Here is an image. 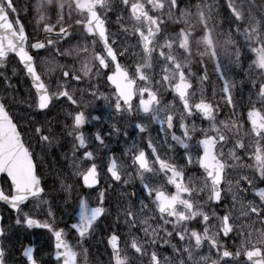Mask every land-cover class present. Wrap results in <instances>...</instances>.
<instances>
[{
    "label": "snow or ice",
    "instance_id": "6c2138e0",
    "mask_svg": "<svg viewBox=\"0 0 264 264\" xmlns=\"http://www.w3.org/2000/svg\"><path fill=\"white\" fill-rule=\"evenodd\" d=\"M183 3L184 0H36L34 5H23L25 15L35 12L37 35L29 46L16 0H0V68H6L9 54H13L35 89L28 104L31 118L25 130L11 112L15 97L11 101L0 98V202L16 213L17 226L46 229L52 234L57 264H79L80 252L66 239L68 233L75 234L82 246L111 215L105 206L108 189L98 188L101 171L95 148L83 131L89 115L80 110L87 90L94 88L93 79L99 83L105 77L113 94L105 96L98 87L90 94L107 101L113 117L139 121L133 128L140 134L149 130L146 121L156 122L165 137L173 132L171 140L175 142L166 138L156 141L149 136L150 153L137 149L135 143L128 149L126 155L130 154V167L135 170L131 177L139 180V190L127 191L129 181L123 180L115 155L107 162L105 175L114 182L109 186L124 184V202L118 201L115 209V228L119 229L122 218L130 238L122 249L119 231L109 226V264H135L144 257L148 264H264V187L255 183L258 179L264 184V14L256 10L254 0H228V14L218 22L220 11L211 0L195 4L188 0L182 8ZM112 16L116 18V32L109 29ZM225 23L227 32L223 31ZM73 41L77 43L73 45ZM52 49L65 62L55 58L46 62L50 79L45 81L38 71L36 56L41 50ZM225 58L230 69L240 68L251 81L247 102L242 94L239 98L233 94L236 85L225 73ZM207 60L214 62L218 79L223 81L216 103L203 91L198 102L193 100V81L198 76L193 67L199 64L206 68ZM0 76L12 88L7 74ZM208 79L205 72L199 82L204 85ZM78 93L80 100L76 98ZM165 93L173 95L175 108L165 103ZM215 95L213 92V98ZM62 100L75 106L65 117L63 128L59 120L55 125L50 119L38 120L40 116L47 117L54 103ZM221 101L231 109L223 120L218 116L223 112ZM197 117L207 121L209 127L197 130ZM90 119L100 121L101 115ZM177 121L182 137L174 132ZM65 131L73 137V174L82 180L83 188L98 191L95 206L87 194L73 202L68 232L55 226L53 200L45 198L49 193L32 147L35 140L45 152L60 143ZM120 131L115 123L107 136L118 137ZM124 135L129 134L125 131ZM197 136L201 138L192 145L190 142ZM91 139L95 145L107 146L102 131ZM165 144L169 150H175L178 144L185 150L184 159L176 163L162 158L160 150ZM245 154L248 162L242 163ZM246 169L252 170V175ZM57 182L67 193V204L74 186L62 174L53 181ZM248 188L255 189L251 199L246 196ZM226 194H231L230 205ZM45 206L46 216L51 219L42 221L38 217L45 214ZM7 239L8 233L0 224V264H8L11 255L2 242ZM205 244L209 247L207 255L202 253ZM169 247L171 254L165 255ZM21 257L18 264H38L33 247L24 248Z\"/></svg>",
    "mask_w": 264,
    "mask_h": 264
},
{
    "label": "flooded vegetation",
    "instance_id": "af4514ba",
    "mask_svg": "<svg viewBox=\"0 0 264 264\" xmlns=\"http://www.w3.org/2000/svg\"><path fill=\"white\" fill-rule=\"evenodd\" d=\"M27 0H16V5L17 7L20 9V20L21 22L24 24L26 32L30 38V42L29 45L31 44V42L34 41L37 33L35 31L36 25H35V12L33 11L31 14L29 15H25L24 14V8L23 5L31 3V4H35L36 0H28V3H26ZM227 3L228 0H225V6L222 7L221 11H220V17L217 19L219 22V19L223 16H226L227 13ZM254 3L258 6L257 7V11L259 10L260 6L262 5V0H254ZM261 4V5H260ZM247 11V7L245 9ZM13 21H15L16 16L13 14L12 16ZM53 23H55V18H53ZM116 22V18L115 16H112L109 20V29L111 32H116L118 30V26L115 24ZM224 32L228 31V27L227 24L225 23L224 25ZM40 36H43L44 33L43 31H40L39 33ZM77 43V41H73V45H75ZM80 43H83V41H80ZM89 43H91V41H89ZM65 47H67V45H65ZM102 47V45H101ZM34 56L36 55L35 53L33 54ZM57 59L59 60L60 63L65 62L63 59H60L58 57L55 56V50H49V51H44L41 50L40 54L38 56H36V64L37 67L40 71L42 72H48L47 71V64L46 62L53 60V59ZM244 64V68H247V64L248 61L245 59L243 61ZM78 66V65H77ZM201 67H203L205 70L209 69V61L207 60V67L205 68L203 65H199L196 64L193 67V71L194 72H198L199 76L197 77L199 79L200 76H203L201 71L199 70ZM157 71H159V69H157ZM243 71V70H242ZM206 72V71H205ZM204 72V73H205ZM207 73V72H206ZM208 75V73H207ZM241 87L243 89H248L250 87L249 81L245 80V79H241ZM94 88L93 89H88L87 92L88 94L85 95L84 97V101L81 103L80 106V110H83L85 112L86 115H89V123H87L83 129L86 138H90L88 140L89 144H92L93 147L95 148V158H96V162L100 167V171H101V179H100V184L98 186L99 189H104L107 188V203L106 206L110 204V202H120L122 201V197H119V193H122L121 189L124 188V184L123 182H121L119 185H115L114 187H110L109 185H114V182H112L110 180L109 177H107L105 175L106 172V164L108 161H110L111 157L113 155L116 156L118 163L121 166V163L123 161V156L124 153L128 152V149L132 147V145L135 143L137 149H145L148 153H150V149L147 148V140L149 138V136L152 137L153 140L156 141H163L165 140V138L172 144H175L174 141L171 140L172 134L173 132L169 131L167 133V136L165 137V134L163 132H161L160 130V125L156 122H151V121H146L147 126H148V132L140 134L138 133L134 128H133V124L136 122H139L137 120L134 119H124V120H120L116 117H113L112 114L110 113V110L107 107V101H105L104 99H95L91 96V91L94 90L96 87L99 88V93H103L105 96H111L113 94V89L111 85H108L106 83V77L101 79L99 81V83H97V81L95 79H93L92 81ZM194 83V81H193ZM209 83V79L208 81L205 82L204 84V88H202L203 90H205L206 92L203 94L212 100L213 103H216L217 100H219L220 98L218 97V95L216 94L215 97L213 98V94L211 93V87L210 85H208ZM87 82H85V85H81L82 88L86 87ZM75 86V85H74ZM196 89L195 83H194V90ZM98 93V94H99ZM201 94L202 91H194V95L193 96V100L198 102L199 99L201 98ZM77 100H80V95L79 93L77 94ZM165 103L169 104L170 106H173L175 108V105L172 104L173 102V95L172 94H168L165 93L164 97H163ZM136 104H138V99L136 100ZM176 105H178V99L176 101ZM55 107V106H54ZM57 107V106H56ZM75 106L73 105H69V103L67 102L65 105L60 104V106L58 108H56L57 110V120H59V122L61 123L63 120L65 121V117L67 116L68 112L74 108ZM182 107V106H179ZM220 108L223 109L222 113H218L219 119L223 120L229 117V114L231 112L230 108L225 107V105L223 104V102L221 101L220 103ZM65 113V115H64ZM95 115H101V120L100 121H92L90 119L91 116H95ZM68 123H71V121H68ZM118 123L119 127H120V135L117 137L116 135H112L111 137L107 136V133L111 130V127L113 124ZM189 126L191 127L192 121L189 120L188 121ZM195 124L197 127V130H199L201 127L203 128H208L209 127V123L207 121H202L199 117H197L195 119ZM167 127V125H165V128ZM97 131H102L105 134V138H106V144L107 146H98L95 145L94 139V134ZM127 131L128 132V136L125 137L124 132ZM175 135L177 136H183V130L179 128V122L177 121V125L176 128L174 129ZM67 134V133H66ZM200 136H197L195 138V140L191 141L190 143L192 145H196L198 140L200 139ZM67 143L69 146V150H70V154L72 156L73 159V137L68 136L67 135ZM159 147V144H158ZM91 150V149H89ZM225 151H228V149L226 148ZM82 154V150L81 153H78L77 155H81ZM184 154H185V150L183 148H181L178 144L175 145V150H169L168 149V145L165 144L163 146V148L160 150V155L162 158L174 161L176 163H179L182 159H184ZM193 156L195 157L196 154V150L194 149L192 152ZM127 162L129 163V168L126 171L127 175H131V173H134V169H132L130 166L132 164V160L130 158V154H127ZM247 156L246 154L244 155V158L242 160V163H247ZM74 172V169H73ZM121 173H122V169H121ZM72 175V173H71ZM123 176V180H127L129 181V184L127 185V191L128 192H132L134 189L135 190H139L140 188V183L138 179H126L125 178V174L122 173ZM72 179L74 180L75 183L78 184L79 187V194H74L73 195V199L74 200H78L79 197L84 196L85 194H94L97 196L98 198V191H92V190H86L83 188L82 186V180L77 176V175H73ZM79 180V183L77 182ZM158 182V181H157ZM174 191V189H172ZM123 194V193H122ZM7 213L9 215H12L14 217H16V213H11L9 211H7ZM72 214V212H71ZM220 214H222L220 212ZM115 214L113 213V216L111 217V220L107 219L105 222L102 223L101 227H105L109 228V226L112 227V225L114 224V221L116 219V216H114ZM72 221L70 220L69 224ZM115 225V224H114ZM117 231H119L122 239H121V248H124V227L122 224V220L120 221V227L119 229H117ZM110 235V232L108 233ZM10 239V238H9ZM9 239H7L4 242V246L6 249H8V241ZM97 240V238H96ZM94 240V243L99 247V261L96 262V260L94 259V257L90 254L89 252V244L88 243H84L82 246L79 245V240L78 237L75 236V234L73 233H69L68 236V241L69 243H71L73 245V247L80 252V256H79V262L80 260H82L83 263H79V264H107L110 261V256H111V252L108 249L107 246V236L104 235L103 232H101V245L103 244V248L102 246L98 245ZM173 243H175V241H173ZM28 242H23V244L21 245L22 249L24 248V245H28ZM34 247V255L37 258V261L39 264H47L46 259H42L41 255L37 254L36 251H38L37 249H35V245H32ZM22 249L19 248L17 251H10L11 255H15L17 256V258H20L21 253H22ZM87 250V253L85 255L84 250ZM234 250V248H233ZM215 253V250H212ZM53 264V262H52ZM54 264H57L56 260H54Z\"/></svg>",
    "mask_w": 264,
    "mask_h": 264
},
{
    "label": "rangeland",
    "instance_id": "374dc122",
    "mask_svg": "<svg viewBox=\"0 0 264 264\" xmlns=\"http://www.w3.org/2000/svg\"><path fill=\"white\" fill-rule=\"evenodd\" d=\"M192 1L194 2V4L198 2V0H192ZM260 12L264 14V8ZM121 41L124 42L123 37L121 38ZM124 43H127V42H124ZM6 65H8V69L14 68L13 63L9 59L6 62ZM5 69L6 68H0V73H6ZM12 75L13 77H15L14 81L12 80L11 77H9L11 81V85H13L12 88H8L7 84L3 82V76H0V98L7 97L11 101V98L15 97V102L11 103V112L13 115L19 118L21 129L25 130L27 129V121L29 120V117H30L28 113L29 112L28 104L31 102L32 97H31V93L29 89L25 87L24 85H22L25 82L23 79H21L20 74L16 70H15V73L12 70ZM238 75L239 77L241 76L240 74ZM242 75H243V79L248 80L244 73H242ZM46 76L50 79L49 75H46ZM194 80L196 81L197 84H199L198 78H195ZM248 81H249L250 87L246 90H240L236 86V89L238 90L237 95L239 96L240 94H242L246 102H247V98L249 95V91L251 90V81L250 80ZM235 84L237 85V82ZM20 86H22L21 91L23 92L25 96V100H23V97L21 96L19 92ZM44 120H45V117H43V121ZM63 125H64V120L60 123V127L63 128ZM36 145H37V151H38V154L36 155L38 169H39L41 176L44 178V181L46 184V191L49 193V195L46 196L45 198L53 200L52 210L55 213V221H54L55 226L57 228H64L65 231L68 232L67 225L69 223V217L71 216V212L74 207L73 195L77 194L78 192V184L74 182L72 177H69V178L67 177V171H68V168L71 166L72 156L70 154L69 146L67 143L66 131L64 132L63 139L60 140V143L58 145L54 144L51 149H47L45 150V152H42L40 145L37 144L35 140H33L32 141L33 150ZM56 149L62 152H60V154L57 155L55 153ZM124 156L127 158L128 155H126V152L124 153ZM65 157H67V159H65ZM128 168H129V164L125 162V159H124L121 163L122 173L125 174L126 179H132L131 175H127L126 173ZM246 171L248 172L249 175H252V170L246 169ZM58 174H62L65 178H67L68 182L74 186L72 197L71 199H67V204H65L67 193L61 190L59 182L55 184L53 183V181L57 178ZM232 175L235 177L236 173L234 172ZM255 183L258 184L259 180L257 179ZM251 190L252 188H248V191L246 193V196L248 199H251L253 196ZM119 197L120 198L123 197V194L119 193ZM88 199L91 201L93 206L96 205V202H97L96 195L89 194ZM120 202H124V201L122 200ZM231 202H232L231 194H226V203L230 205ZM110 203L111 205H113V208L111 206L109 207L111 210V215L108 218L109 220H111V217L113 216V213L115 212V209L117 208V202H110ZM25 211H27V209H25ZM220 211H223V208H221ZM46 212H47V206H45V214L39 215L38 218L42 221L45 219L50 220L51 218L46 216ZM3 215H5V228H6V231L8 232V236L10 237L8 241L9 243L8 250L17 251L21 247L23 242L26 241L30 244H35L36 249L38 250L37 251L38 254L42 255V259H46L45 262H47V264H52V260H51V243L53 240L52 234L48 232L46 229H38L36 231L26 230L25 227L17 226L15 224L16 218H13L10 215L4 213V211H3ZM112 230L117 231L114 224L112 225ZM200 230L201 231L203 230L202 225L200 227ZM100 231L103 232L104 235L108 232L107 228L101 227L100 229H97L93 237L89 238L86 242L89 244V252L94 257L96 262L99 261V247L94 243V240H96L97 238L95 242L97 244H100L99 243L101 242V232ZM127 233H128V229L124 225V235H125L124 242L130 239ZM67 238H68V235L66 236V239ZM98 238H100L99 241H98ZM228 244L232 248L235 247L231 240L228 241ZM124 247H125V244H124ZM212 252L214 255V251ZM202 253L204 255L209 254V247L207 244L203 246ZM164 254L165 255L171 254V248L169 247ZM19 260L20 259L17 258V256L10 255L8 259V264H13V261H15L16 264H18ZM79 263H83L82 260H80ZM135 264H148V258L144 257L142 259H137L135 261Z\"/></svg>",
    "mask_w": 264,
    "mask_h": 264
},
{
    "label": "bare ground",
    "instance_id": "6f19581e",
    "mask_svg": "<svg viewBox=\"0 0 264 264\" xmlns=\"http://www.w3.org/2000/svg\"><path fill=\"white\" fill-rule=\"evenodd\" d=\"M58 152H60V151H58Z\"/></svg>",
    "mask_w": 264,
    "mask_h": 264
},
{
    "label": "water",
    "instance_id": "95a60500",
    "mask_svg": "<svg viewBox=\"0 0 264 264\" xmlns=\"http://www.w3.org/2000/svg\"><path fill=\"white\" fill-rule=\"evenodd\" d=\"M30 80V79H29ZM31 82V81H30Z\"/></svg>",
    "mask_w": 264,
    "mask_h": 264
}]
</instances>
